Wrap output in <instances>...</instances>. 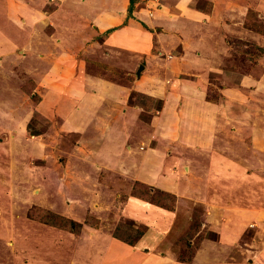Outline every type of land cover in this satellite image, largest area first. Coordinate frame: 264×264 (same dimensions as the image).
Returning a JSON list of instances; mask_svg holds the SVG:
<instances>
[{
    "label": "rangeland",
    "instance_id": "obj_1",
    "mask_svg": "<svg viewBox=\"0 0 264 264\" xmlns=\"http://www.w3.org/2000/svg\"><path fill=\"white\" fill-rule=\"evenodd\" d=\"M12 1L5 8L10 28L0 25L1 39L6 35L10 48L0 58V264H264V142L252 141L251 135L239 138V129L234 136L212 138L208 147L202 141L199 151L182 144L175 155L183 160L177 170L185 185L174 191L147 182L152 180L149 166L140 157L132 163L123 156L116 170L106 168L110 176L96 156L101 140L88 135L80 115L81 106H87L88 76L129 86L142 65L135 70L123 65L102 42L107 31L95 33L94 18L85 10H69L72 4L64 9L61 0ZM149 8L152 14L155 7ZM259 21L264 35V18ZM261 43L232 42L235 51L222 72L209 75L208 101L218 102L226 72L236 82L250 71L264 50V38ZM258 67L259 84L243 93L247 115L240 117L238 104H232L231 119L246 127L250 121L241 119L258 120L251 124L261 133L264 57ZM131 95L145 104L137 91ZM161 102L154 101L152 107L161 105L154 110L144 108L142 120L149 125H135L131 134L141 132L143 140L151 134ZM233 122L236 127L238 121ZM167 145L179 146L176 138ZM136 180L174 194V202L163 201L173 209L133 204L137 197L130 190ZM131 206L141 211L131 208L134 216L129 217L124 210ZM50 212L81 225L46 223L42 218ZM75 227L79 230H66ZM115 230L130 237L132 245L114 237ZM114 240L126 249L109 244ZM191 256L190 262L179 260Z\"/></svg>",
    "mask_w": 264,
    "mask_h": 264
},
{
    "label": "crops",
    "instance_id": "obj_2",
    "mask_svg": "<svg viewBox=\"0 0 264 264\" xmlns=\"http://www.w3.org/2000/svg\"><path fill=\"white\" fill-rule=\"evenodd\" d=\"M61 1L64 9H67V4H72L73 9L69 10L82 9L85 10V15L92 16L93 28L98 35L107 31L102 42L107 49L116 52L123 65H133L131 70L142 65L141 75L130 84L131 87L88 76L87 89L90 91H87V106H81L80 115L83 124L90 128H86L88 135L101 140L95 149L96 156L106 163L102 169L105 173L111 176L112 172L106 168L116 170L123 163V156H127L132 163L140 157L145 162L144 166H149V175L152 177V180L146 181L174 191L182 184L185 185L178 177L177 170L182 167L183 160L175 155L176 152L183 151L180 149L184 146L182 144L195 146L199 151L202 141L208 147L212 138L234 136L239 129V138L244 140L245 136L251 135L252 141L264 142V129L260 127L263 132L259 133V125L251 124L258 120L241 119L243 123L250 121L246 127L245 124H239L240 119H231L232 104H238L240 117L247 115L243 93L246 88L251 89L259 84L257 73L262 68L258 65L264 55L258 57L250 71L236 82L226 72V76L220 81L218 102L207 100L208 86L211 84L209 75L222 72L223 63L235 51L232 42L245 40L257 45L260 42V45L263 44L264 35L247 25V15L251 10L258 18H264V0H254V3L247 0H161V5L152 0H134L130 12L129 0ZM0 2L1 10L4 9V14L0 13V25L10 28L5 8L11 7L14 2ZM208 2L211 3L209 12L204 10L208 7ZM150 6L155 7L152 14H149ZM1 36L0 31V58L2 51L10 52L6 35L2 39ZM81 62L80 60L79 67L84 68L85 65ZM53 84L48 86L53 88ZM262 85L263 83L260 86ZM131 90L148 94L163 103L157 126L154 130L150 128L149 136L143 135L144 140L141 132L131 134L135 125L138 128L139 125H143V128L149 125L142 120L141 114L145 110L129 102ZM91 94L94 96L91 97ZM115 100H118L117 108L114 106ZM89 107L94 110L89 111ZM155 108L153 106L152 110ZM148 113L150 114L149 111ZM227 116L228 120L231 119L230 122ZM235 120L238 121L236 127L233 122ZM174 138L179 145L176 150L167 145ZM133 204L142 207L147 204L146 208L150 206L149 202L140 198L133 201ZM129 208L124 210L129 217L134 216L131 208L136 212L141 211L134 206ZM109 244L126 245L119 240ZM111 245H108V249H111ZM133 252L128 256L134 255Z\"/></svg>",
    "mask_w": 264,
    "mask_h": 264
},
{
    "label": "trees",
    "instance_id": "obj_3",
    "mask_svg": "<svg viewBox=\"0 0 264 264\" xmlns=\"http://www.w3.org/2000/svg\"><path fill=\"white\" fill-rule=\"evenodd\" d=\"M134 3V0H130V6H129V9L132 7V4ZM208 7L207 8H204L205 11L209 12L210 11V7H211V3L208 2L207 3ZM260 18H258L256 15H255V12L249 10L248 11V15H247V25H250L252 28H254L255 30L257 29L258 27V23L262 22V21H259ZM254 23V24H253ZM258 31V29H257ZM260 32V31H258ZM261 55L264 53V50H261ZM139 93V92H138ZM32 95V94H31ZM34 95V94H33ZM132 95L131 97L129 98V102L131 101L132 104L134 105H137L139 106L140 108L142 109H151L152 108V105L155 101V99L151 96H148L146 94H142V93H139V97L140 98H144V102H140V101H133L132 100ZM158 102V101H157ZM160 103L157 104V106L155 107H160ZM131 195L132 196H135L137 198H140L144 201H147L149 203H154L156 205H161L167 209H173L174 207V204H164L163 201L165 200H172V202H174L175 200V195L174 194H169L167 193L166 191L164 190H161V189H158V188H154L152 187L151 185H147L145 184L144 182H141V181H134L132 187H131ZM152 191H155L153 193H151ZM40 209V208H39ZM41 211H44V214L46 213H49L47 212L45 209H42ZM31 216L32 217H36V214H35V210L31 211ZM42 218V217H41ZM46 223H49V224H52V225H56V226H60V227H65V228H73V225H81L80 223H76L73 219H70L68 217H64V216H58L55 215L54 213H51L50 212V217H47V218H42ZM66 230H70V231H78L79 229H66ZM192 231H195V229L191 228ZM191 231V232H192ZM117 232V234H116ZM114 233V237L116 238H119L121 239L122 241L128 243V244H131L133 243V240L129 239V238H122L121 236H119V233L117 230H115ZM193 233V232H192ZM180 261L182 262H190L192 260V256L191 257H188L187 259H184V258H181L179 259Z\"/></svg>",
    "mask_w": 264,
    "mask_h": 264
},
{
    "label": "built area",
    "instance_id": "obj_4",
    "mask_svg": "<svg viewBox=\"0 0 264 264\" xmlns=\"http://www.w3.org/2000/svg\"><path fill=\"white\" fill-rule=\"evenodd\" d=\"M153 1L157 2L156 0H153ZM149 13H150V11H149Z\"/></svg>",
    "mask_w": 264,
    "mask_h": 264
}]
</instances>
